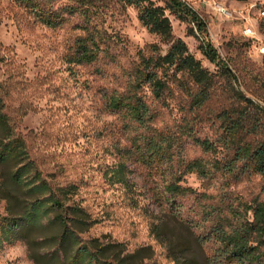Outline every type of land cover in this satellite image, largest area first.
<instances>
[{
	"label": "rangeland",
	"instance_id": "374dc122",
	"mask_svg": "<svg viewBox=\"0 0 264 264\" xmlns=\"http://www.w3.org/2000/svg\"><path fill=\"white\" fill-rule=\"evenodd\" d=\"M153 1L166 8V0ZM181 1L206 23V38L237 78V87L264 107L260 43L243 35L242 21L212 10L214 3H220L236 11L238 17L264 0ZM66 4L59 1L56 7L61 9ZM138 13L137 8L118 0H105L104 6L92 7L88 15L61 11L63 23L50 28L36 22L17 1L0 0V84L4 87L5 112L43 177L61 187L74 185V200L95 223L80 234L83 241L99 238L119 243L123 256H129L132 264H204L211 246L201 245L197 237L206 232L199 216L200 203L205 202L193 196L178 197L177 204L170 205L164 188L177 172L183 175L182 185L215 196V204L224 195L235 205L264 201L261 176L221 171L205 181L195 173L184 174L183 163L214 158L195 145L187 127L194 129L197 137L217 140L225 126L222 113L241 111L245 105L235 97L232 79L201 53L191 24L166 10L174 38L183 40L213 75L211 99L201 111H191L190 99L181 91L176 90L175 97L165 103L146 88V100L155 113L148 129L126 117L125 112H113L109 100L127 90L140 56H151L153 45L163 54L169 49L142 25ZM88 20L91 24L87 28ZM89 33L101 40V50L95 62L80 63L77 41ZM247 110L264 127V114ZM158 133L175 139L171 151L176 155L170 161L146 164L141 137L150 139ZM11 170V165L0 164V189ZM121 171L126 183L117 182L116 173ZM16 193L21 203L25 197ZM3 197L0 190V264H56L50 257L33 258L30 254L49 252L47 238L57 229L35 228L27 238L13 242L5 238L1 226L8 216L9 200ZM189 218L196 219L200 228L182 222Z\"/></svg>",
	"mask_w": 264,
	"mask_h": 264
},
{
	"label": "trees",
	"instance_id": "16d2710c",
	"mask_svg": "<svg viewBox=\"0 0 264 264\" xmlns=\"http://www.w3.org/2000/svg\"><path fill=\"white\" fill-rule=\"evenodd\" d=\"M15 1L29 10L36 22L50 28L59 27L63 23L61 11H79L88 15L92 7L104 6L105 3V0ZM59 1H67V4L59 9L56 7ZM68 1L71 4L68 5ZM118 1L137 8L142 25L159 36L169 45V49L163 54L158 46L153 45L151 56L141 55L131 71L132 80L127 90L113 94L109 100V108L116 113L125 112L126 117L148 129L155 113L146 100V88L156 100L165 103L175 97L176 90L181 91L190 99L191 111H201L211 99L213 75L190 53L183 40L174 38L172 23L165 13L170 10L181 21L191 24L192 35L200 42L201 53L232 79L235 97L245 105L241 111L222 113L220 117L225 126L223 134L217 140L211 136L197 137L193 133L194 129L187 127L186 133L195 145L214 158L212 161L196 158L183 163L184 174L195 173L205 181L214 178L215 173L221 171L258 175L263 179L264 190V127L259 121L256 123L255 117H251L247 110L251 108L264 114V107L237 87V78L206 38V23L181 0H166V8L156 6L153 0ZM87 24V28L90 27L89 20ZM258 26L264 36V20L259 21ZM100 44L101 40L93 33L78 39V62H95L101 50ZM3 95L4 87L0 84V164L12 166L6 184L0 189L4 194L3 199L9 200L8 216L1 226L5 238L13 242L27 238V234L35 228H55L57 232L47 238L51 250L46 253H31L30 257H50L56 264H132L128 261L129 256H123L119 243L101 241L99 238L82 240L80 234L89 230L95 224L94 221L90 220L86 210L74 200V185L61 187L43 177L29 156L24 139L17 135L5 112ZM145 137L141 138L146 153L141 155L146 164L173 160L176 155L171 151L176 144L173 137L162 133L150 139ZM179 153L177 156H180ZM218 154L224 156L218 157ZM116 176L117 182L126 183L122 171L117 172ZM182 181L183 175H177V172L173 174L172 180L164 188L165 199L170 205H176L178 197L193 196L196 201L205 202L200 203V215L195 214L201 216L206 231L198 235V242L203 246H211V254L204 258V264H264V201H242L235 205L224 195L215 204V196L198 193L182 185ZM18 191L25 197L21 203L18 201ZM195 220L189 218L182 222L199 229L200 225Z\"/></svg>",
	"mask_w": 264,
	"mask_h": 264
},
{
	"label": "built area",
	"instance_id": "2783aa9c",
	"mask_svg": "<svg viewBox=\"0 0 264 264\" xmlns=\"http://www.w3.org/2000/svg\"><path fill=\"white\" fill-rule=\"evenodd\" d=\"M212 10L214 13L220 14L228 19H239L243 22V35L252 40L260 43V51L264 54V36L259 31L258 23L264 20V1L260 4L251 6L246 9L245 12L238 13L236 11H231L229 8L225 7L220 3H214L212 5Z\"/></svg>",
	"mask_w": 264,
	"mask_h": 264
}]
</instances>
